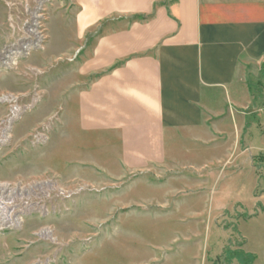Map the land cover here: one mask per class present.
<instances>
[{
	"label": "rangeland",
	"instance_id": "374dc122",
	"mask_svg": "<svg viewBox=\"0 0 264 264\" xmlns=\"http://www.w3.org/2000/svg\"><path fill=\"white\" fill-rule=\"evenodd\" d=\"M72 12L69 0H0V54L32 31L42 37L0 60V131L22 109L0 145V184L34 210L0 231V264H241L236 252L264 264L262 69L251 74L255 133L241 146L255 153L240 159L234 180L200 184L191 169L185 181L151 169L126 174L80 130L79 93L94 76L81 72L91 44L79 40Z\"/></svg>",
	"mask_w": 264,
	"mask_h": 264
},
{
	"label": "crops",
	"instance_id": "0c3cea01",
	"mask_svg": "<svg viewBox=\"0 0 264 264\" xmlns=\"http://www.w3.org/2000/svg\"><path fill=\"white\" fill-rule=\"evenodd\" d=\"M69 1L79 40L91 44L81 72L94 76L79 93V127L104 157L126 174L234 180L255 153L241 146L255 133L264 0Z\"/></svg>",
	"mask_w": 264,
	"mask_h": 264
},
{
	"label": "bare ground",
	"instance_id": "6f19581e",
	"mask_svg": "<svg viewBox=\"0 0 264 264\" xmlns=\"http://www.w3.org/2000/svg\"><path fill=\"white\" fill-rule=\"evenodd\" d=\"M33 35H28L31 40H24L15 45L9 46L7 49H4V53H1L0 60H13L24 51L28 50V48H32L37 45V43L41 42V36L36 32L32 31ZM12 99V100H11ZM3 102L9 103L10 105L13 104V101H17L14 96L5 97ZM17 108V109H16ZM11 110V109H10ZM22 109L18 107H13V110L10 111V114L6 118V120H2L1 122L3 125H9V121L14 118H17ZM3 127L0 131V145L4 144L8 140V135L6 131L8 127ZM17 192L14 189H11L10 185L8 184H0V231H8L13 227H19L20 223L22 222V216L34 211L31 206L27 205H18L17 204Z\"/></svg>",
	"mask_w": 264,
	"mask_h": 264
},
{
	"label": "trees",
	"instance_id": "16d2710c",
	"mask_svg": "<svg viewBox=\"0 0 264 264\" xmlns=\"http://www.w3.org/2000/svg\"><path fill=\"white\" fill-rule=\"evenodd\" d=\"M264 74V72L262 73ZM235 257L238 258L241 261V264H253L255 263V258L254 256L250 254H244V253H235Z\"/></svg>",
	"mask_w": 264,
	"mask_h": 264
}]
</instances>
